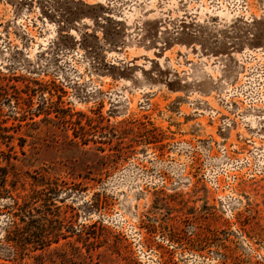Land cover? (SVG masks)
<instances>
[{
  "label": "rangeland",
  "instance_id": "obj_1",
  "mask_svg": "<svg viewBox=\"0 0 264 264\" xmlns=\"http://www.w3.org/2000/svg\"><path fill=\"white\" fill-rule=\"evenodd\" d=\"M0 264H264V0H0Z\"/></svg>",
  "mask_w": 264,
  "mask_h": 264
}]
</instances>
